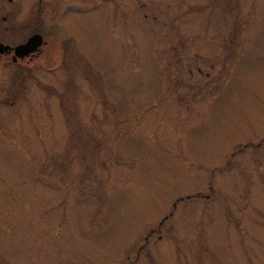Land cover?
Wrapping results in <instances>:
<instances>
[{"label":"rangeland","instance_id":"374dc122","mask_svg":"<svg viewBox=\"0 0 264 264\" xmlns=\"http://www.w3.org/2000/svg\"><path fill=\"white\" fill-rule=\"evenodd\" d=\"M247 1L229 46L216 13L124 0L122 24L75 30L90 79L0 76V264H264V0Z\"/></svg>","mask_w":264,"mask_h":264},{"label":"flooded vegetation","instance_id":"af4514ba","mask_svg":"<svg viewBox=\"0 0 264 264\" xmlns=\"http://www.w3.org/2000/svg\"><path fill=\"white\" fill-rule=\"evenodd\" d=\"M172 3L182 7L185 18L216 13L222 21L219 24L223 45L228 46L230 41L222 32L224 25L231 27L229 31L234 29L239 14H243L240 10L245 13L248 8L247 0H156L151 8L158 5L166 12ZM123 8L124 0H0V76L24 79L40 72H53L56 77L63 73L68 85L76 77L90 79L92 69L76 43L75 30L88 25H120ZM225 14L228 22L224 21ZM31 37L35 42L22 46ZM196 70L201 71L199 66ZM13 88H17L16 84Z\"/></svg>","mask_w":264,"mask_h":264},{"label":"water","instance_id":"95a60500","mask_svg":"<svg viewBox=\"0 0 264 264\" xmlns=\"http://www.w3.org/2000/svg\"><path fill=\"white\" fill-rule=\"evenodd\" d=\"M32 42H35L34 38H30L27 42H25L22 46L28 45V44H32ZM37 43V42H36ZM20 47V46H19Z\"/></svg>","mask_w":264,"mask_h":264}]
</instances>
